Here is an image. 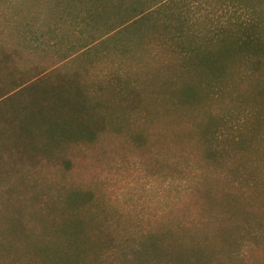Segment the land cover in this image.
I'll return each mask as SVG.
<instances>
[{
  "label": "trees",
  "instance_id": "1",
  "mask_svg": "<svg viewBox=\"0 0 264 264\" xmlns=\"http://www.w3.org/2000/svg\"><path fill=\"white\" fill-rule=\"evenodd\" d=\"M52 5L51 24L40 11L19 22L17 9L0 22V189L70 170L74 147L120 135L138 114L142 134L127 138L141 152L142 189L168 183L175 206L111 217L89 187H72L62 202L100 243L64 262L264 264V0ZM189 93L187 110L169 117L172 98ZM98 155L108 169L126 161Z\"/></svg>",
  "mask_w": 264,
  "mask_h": 264
},
{
  "label": "rangeland",
  "instance_id": "2",
  "mask_svg": "<svg viewBox=\"0 0 264 264\" xmlns=\"http://www.w3.org/2000/svg\"><path fill=\"white\" fill-rule=\"evenodd\" d=\"M55 3L59 4V0H55ZM52 6V0H0V22L10 19L12 10L17 9L16 19L19 22L29 21L26 19L32 12L40 11L39 23L51 24L52 16L48 10ZM23 11L24 14L27 11L26 18ZM63 28L65 33L72 34L68 26ZM14 35L10 32L6 37L13 40ZM68 37L75 39L73 35ZM194 95H175L172 99L176 101L169 117L178 118L179 113L185 112L186 104L191 102ZM143 121L136 114L121 122L120 126L126 123L122 128L118 127L120 135L110 133L98 143L85 145L89 148L74 147L69 153L70 170L65 171L58 165L55 168L40 169L37 176L7 180V189H0V264H66L64 261L67 259V251L100 243L92 235L95 232L93 225H85L89 221L73 214L77 211L62 202L67 192L78 184L89 187L88 190L91 189L107 206L103 208L111 217H116V211L121 213L123 209L133 214L143 213L145 204H150L149 210L156 214L168 212L174 207L175 192L168 183L159 186L150 184V189H142L138 165L141 152L133 149L127 137L142 134L145 125ZM150 124L151 122L147 123ZM152 128L155 126L151 125L145 132H153ZM56 133H59L57 129ZM104 149L110 156L126 159L119 170L108 169L99 161L98 153ZM151 198L154 202H148ZM189 206L194 211L191 203ZM124 215L128 214L124 212Z\"/></svg>",
  "mask_w": 264,
  "mask_h": 264
}]
</instances>
